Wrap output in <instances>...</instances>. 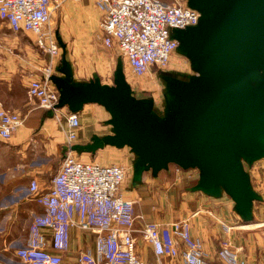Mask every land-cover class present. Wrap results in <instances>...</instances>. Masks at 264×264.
Wrapping results in <instances>:
<instances>
[{"label":"built area","instance_id":"1","mask_svg":"<svg viewBox=\"0 0 264 264\" xmlns=\"http://www.w3.org/2000/svg\"><path fill=\"white\" fill-rule=\"evenodd\" d=\"M65 1L82 0H0V20L12 33L34 35L37 48L48 56L40 75L29 81L27 94L53 112L60 109L59 90L51 79L60 48L50 22ZM93 1L101 14L102 44L117 48L135 75L153 66L167 68L178 46L173 30L196 25L200 16L198 10L178 1ZM21 123L20 115L0 101V139L8 140ZM60 126L65 136L63 157L50 186L42 191L32 179L28 187L42 212L33 217L26 244L16 250L19 261L0 259V264H167L171 260L212 264L201 240L191 234L187 219L161 224L135 214V199L122 189L123 165L79 157L74 149L81 127L77 112H67ZM72 229L90 232L94 246H85L74 260H67L63 254L70 249ZM262 232L264 236V223ZM138 236L152 249L154 260L139 256ZM217 257L223 264H245L227 241L220 245Z\"/></svg>","mask_w":264,"mask_h":264},{"label":"water","instance_id":"2","mask_svg":"<svg viewBox=\"0 0 264 264\" xmlns=\"http://www.w3.org/2000/svg\"><path fill=\"white\" fill-rule=\"evenodd\" d=\"M187 5L199 11L198 23L175 29L186 31L183 39L172 36L178 41L176 50L199 62L195 67L200 76L195 82L191 77L181 90L165 83L163 113L153 110L152 99L131 94L121 68L116 69L111 87L98 77L75 83L64 56L59 68L64 78L51 77L60 94L57 107L77 112L95 103L110 114L113 134L75 144L76 151L95 153L105 145L130 147L139 156L133 183L140 181L142 171L151 167L156 175L167 163L183 170L198 168L193 188L219 196L223 187L238 214L248 220L251 200L260 197L250 190L237 155L249 164L264 157V0H187ZM191 27L196 30L187 32ZM254 79L259 90L252 95L249 87ZM239 95L254 100L240 102ZM228 112L233 127L222 120Z\"/></svg>","mask_w":264,"mask_h":264},{"label":"crops","instance_id":"3","mask_svg":"<svg viewBox=\"0 0 264 264\" xmlns=\"http://www.w3.org/2000/svg\"><path fill=\"white\" fill-rule=\"evenodd\" d=\"M70 6V3L64 2L56 12H59L61 18L74 17L76 14L69 10ZM90 7L92 0H85L79 4L78 9L84 11ZM21 35H27L30 42L20 40L19 35L13 36L10 40L18 43L20 50L26 54L21 57L22 60L12 63L9 57L12 51L9 52L8 49L14 48L2 45L0 48V101L5 109L18 113L22 118V123L8 140L0 139V259L6 262L19 261L15 254L16 250L26 244L33 217L42 212V206L34 201L28 191L29 183L35 179L42 191L50 186L51 179L63 157L65 136L60 123L64 124L66 114L69 112L66 106L56 112L42 108L38 106L36 100L28 96L29 81L40 75L39 70L46 63L48 56L43 57L36 46L34 35L30 33ZM70 70L74 82H88L96 75L93 73L92 78L81 80L77 78L78 75L75 76L72 66ZM60 76L59 74L58 77ZM94 105L99 104L88 103L77 111L81 127L78 129L76 144H87L91 142L93 136L113 134L112 125L109 123L110 114L103 106L99 105L104 110ZM113 147L115 146L105 145L94 154L89 151L79 152V157L84 160L99 159L101 163H110L113 161L109 157H100L96 153ZM198 174L183 175L184 185L181 180L172 183L183 185L179 194L175 195L174 192L169 191V188H164L165 192L159 200H155V195L150 193L153 184H158V178L152 173L150 177L142 175L140 181L133 183L132 172L129 186L123 188V191L127 196L135 199V214L143 216L149 222L169 224L187 219L191 234L201 240L206 256L212 264H222L217 258V252L222 242L226 240L245 264H264L262 232L264 183L260 182L259 191L252 185L253 181L255 182L253 177H257L260 181L258 171L253 167L247 171L250 190L260 197L251 200V215L248 220H244L235 210V202L231 197L234 204L230 205L222 194L207 195L191 187L197 183ZM224 223L232 225L225 229ZM92 240L90 233L72 229L70 249L63 254L64 258L74 260L80 249L89 246ZM239 248L242 250L239 251ZM137 250L142 259H155L152 249L139 236ZM167 264H180V262L171 260Z\"/></svg>","mask_w":264,"mask_h":264},{"label":"rangeland","instance_id":"4","mask_svg":"<svg viewBox=\"0 0 264 264\" xmlns=\"http://www.w3.org/2000/svg\"><path fill=\"white\" fill-rule=\"evenodd\" d=\"M84 1L85 0H83L82 2ZM162 1L166 3H172L178 1L181 3L185 2L187 4V0H162ZM65 2L70 3L71 6L69 7V10L76 15L74 17L71 16L68 18H61L59 12H55L53 13L50 22L51 27L55 29L56 42L60 48L59 57L58 59H56V64H57L55 68L56 72L53 75L56 76V78L58 77L59 74L61 75L60 78H64L62 72L59 71V68L61 66L60 60L62 56H64V58L67 60L69 66L73 67V70H75V76L76 77L77 75L79 76L77 78L81 80L84 79L87 80V78H92L93 73H96L94 77H98L101 84H104L107 87L114 86L115 71L117 68H121L124 79L129 86L131 94L138 98L152 99L153 110H155L157 113H163V109L165 107V97H164L165 83L170 85L174 90H181L185 87L186 85L185 82L187 83L191 77H194L193 81L195 82L197 81L195 77L200 76L198 68L195 67V66H200L199 62L195 60V62L193 63V61L188 55H186L185 53H183L181 50L178 49L170 58L167 68L159 69L158 67L153 66L152 68H150V70H148L144 74L135 75L132 72L130 65L124 59V57L121 56L117 48L106 47L102 44L101 32L99 29V21L101 18V14L99 10L95 7L93 0H92V7L84 11L78 9L79 4H81L82 2H76V1H65ZM195 30H196L195 27H191L187 29V32H194ZM174 33L177 39H183L186 31L174 30L173 34ZM21 34H13L6 27L5 23L0 20V48H2V46H8L14 48L13 50L8 49L9 52L12 51L11 53H9V57L12 63L22 60L21 57L26 55L24 54L23 51L20 50V45L18 43L16 44L15 42H12L10 40L12 39L13 36L19 35L20 40L24 42L26 41L30 42V39L27 35H21ZM182 49H184V46L182 47ZM208 54L210 55L211 53ZM43 57L46 56L43 54ZM259 72L262 73L263 70L261 69ZM75 83H83V81L75 82ZM258 90H259L258 81L256 79L251 80L249 87L250 93L252 95H255L258 92ZM250 97L252 96L249 97L246 96L245 98H243L242 95H239L238 100L240 102L249 101L252 103L254 99ZM94 106L104 110V108L99 105H94ZM232 116L233 115L229 112L226 113L224 116H222V120L225 123L229 124V126L231 127H233L234 124V120L231 122V118L233 119ZM239 124L241 125V121H239L237 128H240ZM235 149L236 150L238 149L237 146H235ZM106 150H109V152H107ZM106 150L98 151L96 155L97 156L99 155L100 157H104V158L109 157L110 160H112L113 162L123 165L124 168H126V179L125 182L123 183V188H127L131 180L132 172L134 170V165L137 159L139 158V156L133 151H131L130 147L128 146H124L123 148H116V147H113L112 149L107 148ZM77 153L79 155L78 151ZM237 156H239L238 158L240 159L242 163V167L245 170V172L250 171L252 167L256 171H258L260 176V181L258 180L257 177H253L255 182L253 181L252 185L257 189V191L261 190V188H259L260 182L264 183V157L263 158L261 157L260 160L259 159L254 160L249 164L245 159H243V156H241L240 154H238ZM98 160L99 159H97V161ZM152 171L153 169L151 167L148 170L142 171L141 178L142 175L150 177ZM186 171L182 170V168H180L178 165L174 163H167V166L165 168H160L159 170H157L156 177L158 178L157 180L158 184H153L154 187L150 192L151 194L155 195V200H159V197L163 196L165 192L164 188H169V191L174 192L175 195L179 194L180 190L183 188L184 185L183 183L184 179H182V176L183 175L187 176L194 173L198 174L199 169L190 168ZM179 180H181L183 185L177 183L172 184L173 182H178ZM221 191H223L222 195L225 201L230 205L234 204L230 196L227 193H225V189L223 187H221ZM256 204L258 205L259 203L257 202ZM224 225L225 227L227 226L230 227L232 224L224 223ZM228 244L230 243L228 242ZM230 247L233 250V252L236 254V251H234L231 244ZM238 250L241 251L242 248H239Z\"/></svg>","mask_w":264,"mask_h":264},{"label":"trees","instance_id":"5","mask_svg":"<svg viewBox=\"0 0 264 264\" xmlns=\"http://www.w3.org/2000/svg\"><path fill=\"white\" fill-rule=\"evenodd\" d=\"M61 59H62V57H61ZM60 63H61V60H60ZM137 99H138V97H136ZM69 112H71V111H69ZM94 154V153H93ZM186 171V170H185ZM197 183H195V184H193L191 187H194L195 185H196ZM83 232H87V233H90V232H88V231H83ZM91 234V233H90ZM92 235V234H91ZM92 243L91 244H89V246H94V237H93V235H92ZM218 258V257H217ZM219 260V259H218ZM220 261V260H219ZM221 262V261H220ZM222 263V262H221ZM223 264V263H222Z\"/></svg>","mask_w":264,"mask_h":264}]
</instances>
